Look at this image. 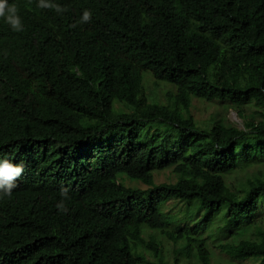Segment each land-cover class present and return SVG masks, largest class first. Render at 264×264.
Listing matches in <instances>:
<instances>
[{
	"label": "trees",
	"instance_id": "obj_1",
	"mask_svg": "<svg viewBox=\"0 0 264 264\" xmlns=\"http://www.w3.org/2000/svg\"><path fill=\"white\" fill-rule=\"evenodd\" d=\"M9 2L23 30L0 17V157L24 171L0 195V264H165V240L213 264L223 236L217 264H264V176L226 178L264 156V119L192 112L264 115V0Z\"/></svg>",
	"mask_w": 264,
	"mask_h": 264
},
{
	"label": "rangeland",
	"instance_id": "obj_2",
	"mask_svg": "<svg viewBox=\"0 0 264 264\" xmlns=\"http://www.w3.org/2000/svg\"><path fill=\"white\" fill-rule=\"evenodd\" d=\"M146 76L151 77L149 73H146ZM159 92L162 94L163 91L161 90ZM253 108L255 107L247 108L246 117H242L234 108H226V103L222 101L207 102L201 99H195L192 112L194 113L198 121H200L201 123H204L205 121H208L214 117L220 118L223 122L227 124H232L239 128H245V121L247 120L246 118L251 115H253L256 120L264 119V115ZM260 109L262 110V108ZM151 136L153 135L149 134L148 136L147 134H143V139L150 138ZM257 174L264 176V156H254L252 159V164L246 166L243 170H239L233 174L228 175L226 178L227 181L231 184V187L234 190L239 191L245 187L248 177H254ZM170 179H173V176L168 170L156 174V182H161ZM129 182L132 183V181L128 178V180H126V183ZM132 184H139L142 187L145 186L143 185L144 183H142V181L138 180H133ZM259 218L260 219L258 222L261 223L262 228H264V202L262 203L259 211ZM217 223H219V221H217ZM213 228L216 231L217 228L215 226H213ZM146 238H148V234H146ZM227 240L231 239L229 237L223 236L220 240L216 242L210 240V246L213 248L214 251V256L212 258L213 264H217L219 261L223 262L226 259L227 256L221 253L220 250L216 247V245L219 241ZM175 247L176 246L172 242L166 240L164 241L163 261L165 262V264H193V262L188 261L181 255L176 256L177 253L175 252ZM178 257L179 261L177 260ZM148 258L150 259V261H158V258L155 255H149ZM235 261L236 260H234V262Z\"/></svg>",
	"mask_w": 264,
	"mask_h": 264
},
{
	"label": "clouds",
	"instance_id": "obj_3",
	"mask_svg": "<svg viewBox=\"0 0 264 264\" xmlns=\"http://www.w3.org/2000/svg\"><path fill=\"white\" fill-rule=\"evenodd\" d=\"M39 6L45 7L49 5L45 4L44 0H39ZM0 17H3L13 31L19 32L23 30L22 20L15 3H10L9 0H0ZM90 18L91 12L87 9L84 10L81 22H87ZM23 171L24 166L22 163L15 162L7 155L0 157V195L8 196L11 194L12 189L16 187L17 178L21 176ZM60 194L65 196L66 190L62 189Z\"/></svg>",
	"mask_w": 264,
	"mask_h": 264
}]
</instances>
